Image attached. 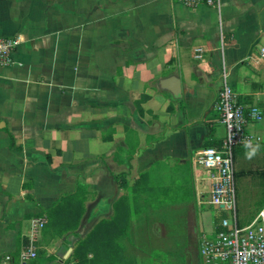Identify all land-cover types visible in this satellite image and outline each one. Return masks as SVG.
Segmentation results:
<instances>
[{
  "label": "crops",
  "instance_id": "obj_1",
  "mask_svg": "<svg viewBox=\"0 0 264 264\" xmlns=\"http://www.w3.org/2000/svg\"><path fill=\"white\" fill-rule=\"evenodd\" d=\"M0 35L20 39L13 64L0 68V264L7 255L14 264L32 217L69 196L84 213L75 231L40 246L49 264H62V250L68 258L121 197L137 195L141 208L119 239L126 264L133 244L149 259L171 252L159 240L170 218L149 212L197 208L201 233L217 228L220 211L199 201L208 184L193 160L224 136L215 107L223 71L238 100L262 112L250 126L260 148L251 158L245 147L234 155L237 207L251 202L256 214V195L264 196V0H220L218 9L0 0ZM174 220L181 230L190 224Z\"/></svg>",
  "mask_w": 264,
  "mask_h": 264
},
{
  "label": "built area",
  "instance_id": "obj_2",
  "mask_svg": "<svg viewBox=\"0 0 264 264\" xmlns=\"http://www.w3.org/2000/svg\"><path fill=\"white\" fill-rule=\"evenodd\" d=\"M171 1L189 8L204 5L218 9L220 6V0ZM19 43L18 37L0 35V68L13 64ZM225 78L226 73L223 71V81L215 105L224 136L219 148H203L193 160L194 169L205 174L208 184L207 204L224 212V217L219 221V230L215 228L201 235L199 255L203 264H264V206L249 223L238 225L234 168L235 148L245 147L249 141L253 145L261 142V138L251 132L250 126L261 119L262 112L255 105L241 103ZM28 222L26 243L21 245L17 253L20 264L38 257L47 218L42 214L32 217ZM11 260V256L7 255L2 262L8 264Z\"/></svg>",
  "mask_w": 264,
  "mask_h": 264
},
{
  "label": "trees",
  "instance_id": "obj_3",
  "mask_svg": "<svg viewBox=\"0 0 264 264\" xmlns=\"http://www.w3.org/2000/svg\"><path fill=\"white\" fill-rule=\"evenodd\" d=\"M219 146H215V148H219ZM239 148L243 147L235 148L234 155L236 149ZM119 185L125 187V181L120 180ZM71 197L72 196L63 198L59 203L55 204L53 208L45 212L44 215L48 219V222L42 231L40 246L51 242L56 236H60L67 232H73L78 228L84 213V208L80 203H71ZM138 203L137 195H133L131 203H129L126 197L119 198L113 204L112 216L109 219L101 220L82 238H79L74 243L73 251L70 256L66 258V261L70 259L73 260L75 264H126L127 260L124 258L119 239L123 237L127 230L130 216L140 212L141 208ZM263 206L264 197L261 202H259L257 211ZM254 215L247 222H239L238 219V225L242 226L249 223L254 218ZM218 216H220L221 219V217H224V212H219ZM216 229L219 230V227ZM41 254L42 251L39 250L37 259L27 264H49L51 259L43 257ZM14 264H19L16 257Z\"/></svg>",
  "mask_w": 264,
  "mask_h": 264
},
{
  "label": "rangeland",
  "instance_id": "obj_4",
  "mask_svg": "<svg viewBox=\"0 0 264 264\" xmlns=\"http://www.w3.org/2000/svg\"><path fill=\"white\" fill-rule=\"evenodd\" d=\"M235 188H236V184H235ZM263 197L264 196L261 197V195L257 194L256 201L260 200V198L262 199ZM204 200L207 203L208 200L207 198L205 199L200 198L199 201L202 204ZM237 200L238 199L236 193V203ZM243 204L244 205H238L239 208L237 207L239 222H247L252 217L253 214L254 206L251 204V202L248 203L246 202ZM201 206H207V205H201ZM188 208L189 207H186L185 210V208H182L180 206V207H175L173 211L158 210V211L149 212L153 215V217L155 216L158 221H161L162 219H163L162 221H165L167 220V218H170L169 221L170 224L166 225V221H165V227L161 229L162 230L161 233H163V235L159 240L162 241L164 249L171 251L172 253L170 252L169 255H167L166 257H162L161 255L156 254L153 255L151 259H149L147 257H143V254H141V252L135 253L134 248L136 247V245L133 244L132 245L133 248L131 247V252H130L132 256V258L130 259L131 264H201L200 259L198 258L199 244L202 234L201 228L198 223L199 213L201 212V210H198L197 208L196 210L194 208L192 209L191 208L188 209ZM257 209L258 207L255 209L254 213H256ZM177 216L185 218V220H189L190 224L187 225V227L185 228L182 227L183 230H181L180 227L177 228L173 224L175 220L171 221V218L175 219V217ZM218 219H220V216H218ZM167 238H171V239H167ZM155 243H156V239H154L153 241L154 248L156 246ZM72 245H74V243ZM175 246L176 248L179 247L176 252H174L176 250ZM159 248H162V246H159ZM66 250L67 249H65V251L62 250V253L60 254L62 261L60 262H62V264H75L73 260L69 259L68 261H66L65 258L69 254V252H66ZM63 254L66 255L64 259H62ZM135 254H137V258H133ZM127 262L129 261L127 260ZM55 263L59 264V262H55Z\"/></svg>",
  "mask_w": 264,
  "mask_h": 264
},
{
  "label": "clouds",
  "instance_id": "obj_5",
  "mask_svg": "<svg viewBox=\"0 0 264 264\" xmlns=\"http://www.w3.org/2000/svg\"><path fill=\"white\" fill-rule=\"evenodd\" d=\"M260 148L259 144L253 145L250 141L245 144V156L247 158H251L253 155L256 154L257 150Z\"/></svg>",
  "mask_w": 264,
  "mask_h": 264
}]
</instances>
